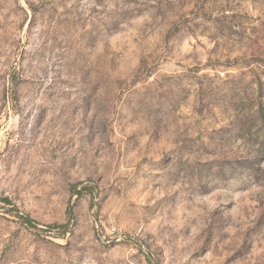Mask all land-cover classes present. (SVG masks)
Segmentation results:
<instances>
[{"label":"rangeland","instance_id":"obj_1","mask_svg":"<svg viewBox=\"0 0 264 264\" xmlns=\"http://www.w3.org/2000/svg\"><path fill=\"white\" fill-rule=\"evenodd\" d=\"M0 264H264V0H0Z\"/></svg>","mask_w":264,"mask_h":264}]
</instances>
